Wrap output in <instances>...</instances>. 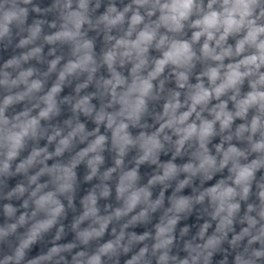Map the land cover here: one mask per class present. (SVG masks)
Segmentation results:
<instances>
[{
    "label": "clouds",
    "instance_id": "9594fccd",
    "mask_svg": "<svg viewBox=\"0 0 264 264\" xmlns=\"http://www.w3.org/2000/svg\"><path fill=\"white\" fill-rule=\"evenodd\" d=\"M0 264H264V0H0Z\"/></svg>",
    "mask_w": 264,
    "mask_h": 264
}]
</instances>
